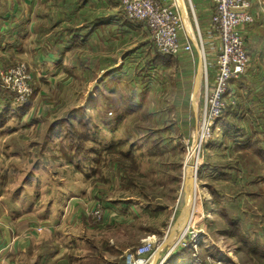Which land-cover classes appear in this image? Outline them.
<instances>
[{"label":"rangeland","instance_id":"obj_1","mask_svg":"<svg viewBox=\"0 0 264 264\" xmlns=\"http://www.w3.org/2000/svg\"><path fill=\"white\" fill-rule=\"evenodd\" d=\"M85 4L67 26L59 19L70 15L51 21L58 28L51 36L79 31L81 22L99 19L104 10L128 17L120 0ZM57 11L56 4L51 13ZM129 20L130 27L97 22L82 46L72 36L61 57L64 68L58 60L52 69L69 75L53 82L44 64L32 61L45 47L39 42L29 49L43 41L29 35L30 23L21 24L18 41L1 42L0 32V50L9 58L0 67L25 64L32 87L20 105H12L9 94L0 101V228L15 229L24 218L28 233L50 229L24 251L23 264H129V254L146 242L152 246L143 254L146 264L168 263L182 247L197 264H252L250 258L264 264V156L246 139H264V104L254 95L255 82L264 87V71L247 77L250 99L239 97L242 84L227 93L231 128L205 125L200 37L191 50L169 56L146 22ZM2 26L8 24L0 20ZM184 52L194 54V67ZM256 58L262 71L264 56ZM208 69L212 84L215 69ZM236 108L239 116L232 114ZM239 140L247 144L238 147ZM255 247L259 256L250 254Z\"/></svg>","mask_w":264,"mask_h":264},{"label":"built area","instance_id":"obj_2","mask_svg":"<svg viewBox=\"0 0 264 264\" xmlns=\"http://www.w3.org/2000/svg\"><path fill=\"white\" fill-rule=\"evenodd\" d=\"M214 11L210 28L206 33L198 29L205 61V105L202 113L204 124L215 122L225 106L231 80L239 78L250 63L242 27L255 20L253 0H213ZM121 7L132 20L144 21L152 32L158 49L166 54L177 55L191 50L192 43H181L180 32L185 28L183 0H120ZM210 50L211 63L206 55ZM214 67L213 83H210L208 65ZM0 88L4 89L0 101L12 96V105H20L32 91L31 75L25 64L5 69L0 67ZM195 236V235H194ZM193 246L195 243L192 244ZM196 246V247H195ZM197 248L198 245H195ZM146 242L129 254V264H146L143 254L151 249ZM196 261L201 262L195 253Z\"/></svg>","mask_w":264,"mask_h":264},{"label":"crops","instance_id":"obj_3","mask_svg":"<svg viewBox=\"0 0 264 264\" xmlns=\"http://www.w3.org/2000/svg\"><path fill=\"white\" fill-rule=\"evenodd\" d=\"M43 1L45 0H41V1L40 0H0V13L4 11V14L0 15V20H2L3 23L5 22L8 24V27L2 26L0 28L1 30L0 32H3L2 38L4 39V40L1 39V42L3 41L6 42V39H8L9 37H11L13 40L17 39L18 41V39L21 37L19 34L20 33L19 30H21L23 27V25L21 24L24 22L31 24L30 26L31 34L29 35H33L34 37V34H35V37L37 36L38 38L39 36L40 37L39 40L42 39L43 41H38L37 39L36 42H34L33 40H31L33 42L28 46L29 49L30 47H33L34 45H36V43L37 45L34 46V48L35 47L40 48L39 42L40 44H43L45 47V48L41 47L42 49L38 51L39 56L37 54L35 55V57H31V58H34L37 60V61L32 60L34 64L39 65V63L41 64L43 63L44 64L43 68L46 72H48L49 76H50L49 72H51L52 77L49 78L48 81L53 82V79L60 81L61 79H66L68 77L69 75L68 71L67 70L65 71L63 69L64 66H62L64 65L66 56L63 57L64 60H62L61 57L64 56V54L67 51V48H69L68 42L70 41L69 39L72 36H74L75 44L82 46L83 42H87L91 40L94 34H96L97 22H100L102 24V23H113L114 21H117L119 23L124 24L127 27H130L128 23L129 22L128 17H126L128 21L126 22V18H124L123 14L118 15L116 14V12L114 13L113 11H110L112 12L111 14L105 15L104 13L106 10H104L103 15H101L99 19H97L96 17L94 18V20L90 18L86 21H83V23L81 22L79 31H75L71 33L70 31L67 32L65 30L64 31L58 30L59 31L58 35L51 36L52 32L58 29L52 26L55 22L51 23V21H53L57 16L59 18L61 17L64 18V14L68 16L70 15L69 18L66 17L63 20L59 19L62 22L63 27L67 26V24L71 22L69 20L72 17H74L75 14H79L80 11L85 8L86 4L84 5V3L89 2L90 0H80V2L79 0H58V1L49 0L47 1L46 4H44ZM191 2L194 5V9L196 11L198 25H196V23H193L192 21L193 16L190 11L188 0H183V3H184L183 10L185 12V18H184L185 28L181 30L180 32V40H181V43L191 42L193 45V42H195L194 40L197 41L198 34H199L196 31V29H199L203 34L209 30L208 28L210 26L211 17L214 11V1L213 0H191ZM56 4L58 6L57 15L51 13V11H55ZM105 5H106L105 6L106 8L107 5H109V3H106ZM61 7H64V9H61ZM39 9L40 11H42L41 15H39L38 13ZM252 10L255 13V20L245 25L244 27H242V32L245 37V43L249 51V54L251 53L250 58H251V55L254 57V59L252 58V61L250 60L249 68H248L249 70H252L253 72L243 73L239 77L241 78V81H239L240 84L241 82L246 83V81L248 80L247 78L248 76L251 75L253 78L254 73H256V75L258 76L259 72L261 73L264 71V68L262 71H261L262 67L261 69L259 68V65H260L259 62L258 64L257 62L256 64L254 62V60H257L256 56H259V55H261V57L264 56V0H253ZM37 14L39 15L38 18H37ZM37 21H41V24H37L36 23ZM46 24L50 25V27H47ZM40 25H41V28L39 29ZM32 32H34V34ZM27 34L28 32L26 33V35ZM45 37H47L48 43L47 41H44ZM22 40L23 38H21L20 40L21 44H22ZM183 55L189 61L190 59H192L193 67H194L195 60H196V58L194 57V54L190 56L189 52H184ZM206 55L209 56V54H207V50H206ZM5 59L9 60V58L7 57V54L0 50V63L1 61H4ZM58 60H62L60 61L61 62L60 66L63 67L62 70H64L63 72L64 74L57 73L56 75H54L52 74V69L53 67H55L54 64ZM58 70H60V68H58ZM204 76H205V72L203 74V79H204ZM237 79H233V81L234 80L235 81L232 84V86L236 85ZM259 83H262V82L259 81ZM254 85L256 87L255 92L258 93V95L261 97V98L259 97L261 99L260 101H262V103L264 104V92L262 91L264 87L262 86L260 90L257 87V82H255ZM25 224H26V221L23 218V221L19 220L17 222V226L15 229L14 228L12 229L9 227L8 229L10 230H8L7 228L3 226H2L3 228H0V264H23V260L26 258V256L24 257L23 255L24 251H26L28 248L30 249V245L32 244L34 245V241L37 240L38 237L41 239L43 235L45 236L51 235L50 229L40 232L41 234L38 233L36 230H32L28 233L27 232L28 228L25 227ZM7 244L9 245L8 247H6ZM9 251H12L14 254H11ZM52 259H55V258L53 257ZM232 263L239 264L237 262H232Z\"/></svg>","mask_w":264,"mask_h":264},{"label":"trees","instance_id":"obj_4","mask_svg":"<svg viewBox=\"0 0 264 264\" xmlns=\"http://www.w3.org/2000/svg\"><path fill=\"white\" fill-rule=\"evenodd\" d=\"M212 18V17H211ZM131 20H129V22H130ZM126 22H128L127 20H126ZM129 26H130V24H129ZM211 26V25H210ZM210 26H209V28H210ZM208 28V29H209ZM166 55H169V56H172V54H166ZM233 80H231V82H232ZM237 81V84L238 85H241L242 84V90H237L238 91V95H239V97H244V96H246V98L247 97H249V99L252 97V95H251V93H250V90L248 89V88H250V87H248V85H246V83H242L241 82V84L239 83V81H241V78H239V79H237L236 80ZM230 82V85H229V88H228V92L230 91V89H231V87H232V84L234 83V82H232L231 83ZM237 89V88H236ZM247 89V90H246ZM254 89V88H253ZM254 95L256 96V98L257 97H260L259 95H258V93L257 92H255L254 91ZM227 110V109H226ZM226 111H224L223 110V112H222V114H221V116H219L216 120H215V122L217 123V124H227L228 126L226 127V130H228L229 128H231L232 126V123L234 122V120H235V118L234 117H232V118H229V117H226L225 115H226ZM240 113H241V110L239 109V108H236V109H234L233 111H232V114L233 115H235V116H239L240 115ZM253 115H254V112L252 111L251 112ZM218 125V126H219ZM243 134V133H242ZM246 139H248L249 141H250V145L251 146H253V147H255V148H258L259 150H263V153H262V155L264 156V149L260 146V143L262 142L263 143V141H264V139L263 138H261V136L259 135V134H255V135H251L250 137H248V138H246ZM249 143V142H248ZM245 144H247V143H244V142H241L240 140H239V142H238V147H241V146H243V145H245ZM216 204H218L217 202L215 203L214 202V206H216L217 207V205ZM215 208V207H214ZM214 210H216V209H214ZM231 217V216H230ZM233 218V220L235 221V222H239V218H236V217H232ZM234 225V224H233ZM233 228H236V226H233ZM239 230V228L237 227L236 228V231H238ZM222 231H225V230H222ZM244 242V241H243ZM248 254V253H247ZM250 254L251 255H260V253L258 252V248L257 247H255L254 249H252L251 250V252H250ZM263 254H261V256H262ZM250 260H251V263L252 264H256V262H258V258H256V259H253V258H250ZM171 261H173L174 263H171ZM171 261L170 262H168L167 263V261H165L164 262V264H197L195 261H194V257H193V252L191 251H189V249L187 248V247H182V248H180V249H178L176 252H174L173 254H172V256H171ZM205 264V263H204Z\"/></svg>","mask_w":264,"mask_h":264},{"label":"bare ground","instance_id":"obj_5","mask_svg":"<svg viewBox=\"0 0 264 264\" xmlns=\"http://www.w3.org/2000/svg\"><path fill=\"white\" fill-rule=\"evenodd\" d=\"M192 217V216H191ZM197 243V242H196Z\"/></svg>","mask_w":264,"mask_h":264}]
</instances>
